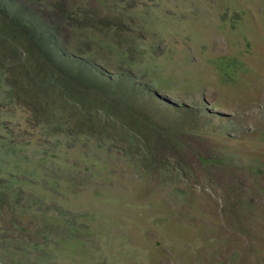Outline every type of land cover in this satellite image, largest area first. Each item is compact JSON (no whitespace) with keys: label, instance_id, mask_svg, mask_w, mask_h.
<instances>
[{"label":"rangeland","instance_id":"obj_1","mask_svg":"<svg viewBox=\"0 0 264 264\" xmlns=\"http://www.w3.org/2000/svg\"><path fill=\"white\" fill-rule=\"evenodd\" d=\"M18 1L117 102L3 73L0 264H264V0Z\"/></svg>","mask_w":264,"mask_h":264},{"label":"trees","instance_id":"obj_2","mask_svg":"<svg viewBox=\"0 0 264 264\" xmlns=\"http://www.w3.org/2000/svg\"><path fill=\"white\" fill-rule=\"evenodd\" d=\"M28 5L25 1L0 0V83L3 79L5 81L3 73L13 75L6 82L8 87L4 91L8 96L15 94L21 100L30 96L28 103L41 111L45 118H49L48 113L58 101L64 103L67 99L68 103L80 104L85 117L79 123L87 127L90 106L97 108L100 105L106 110L117 100L113 98V92L105 90L103 93V85L105 89L109 87L105 80L101 84L95 81L86 84L85 77L81 76L90 67L86 61L81 66L61 63L58 53L62 47L56 42V36ZM87 33L91 39L90 30ZM86 50V41L78 40L74 47L76 55ZM60 95L64 97L60 98Z\"/></svg>","mask_w":264,"mask_h":264}]
</instances>
